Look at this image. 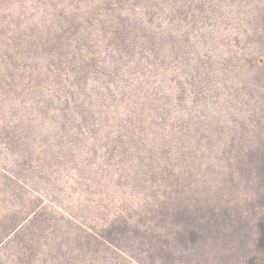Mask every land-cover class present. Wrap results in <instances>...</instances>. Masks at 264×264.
Returning <instances> with one entry per match:
<instances>
[{
	"label": "trees",
	"instance_id": "16d2710c",
	"mask_svg": "<svg viewBox=\"0 0 264 264\" xmlns=\"http://www.w3.org/2000/svg\"><path fill=\"white\" fill-rule=\"evenodd\" d=\"M208 2L0 0V264H169L166 238L183 244L186 218L224 205L222 193L187 189L181 146L156 149V122L114 108L127 78L155 73L180 43L203 73L169 80L167 110L193 98L212 112L198 97L213 59L198 47L212 37Z\"/></svg>",
	"mask_w": 264,
	"mask_h": 264
},
{
	"label": "rangeland",
	"instance_id": "374dc122",
	"mask_svg": "<svg viewBox=\"0 0 264 264\" xmlns=\"http://www.w3.org/2000/svg\"><path fill=\"white\" fill-rule=\"evenodd\" d=\"M242 5L232 0H211L205 5L213 10L209 13L212 37L198 47L210 51L213 59L206 70L210 78L203 82L206 86L198 97L204 101L208 96L212 112H206L205 103L197 105L193 98L183 111L174 106L167 110L175 87L169 80L176 75L197 78L203 73H193L190 58L183 60L180 43L166 49L168 53L160 52L166 60L155 73L138 72L127 78L126 86H132L114 105L127 122L137 123L138 118L156 122L150 136L157 137L156 149L167 141L180 144L187 189H208L224 198V205L208 215L186 218L181 229L185 231L183 244L178 245L174 235L166 238L177 249L171 255L176 259L169 264H264V0H246ZM228 45L232 48L229 60L219 62L216 55ZM114 124L117 126L116 121ZM227 146L232 162L228 172L225 160L219 157Z\"/></svg>",
	"mask_w": 264,
	"mask_h": 264
}]
</instances>
